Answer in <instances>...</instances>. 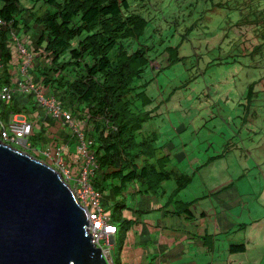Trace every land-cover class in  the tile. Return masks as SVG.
I'll list each match as a JSON object with an SVG mask.
<instances>
[{"label":"trees","instance_id":"obj_1","mask_svg":"<svg viewBox=\"0 0 264 264\" xmlns=\"http://www.w3.org/2000/svg\"><path fill=\"white\" fill-rule=\"evenodd\" d=\"M209 1L212 8L228 5L227 8L239 13L235 18L236 27L239 32L243 28L245 30L238 35L240 38L236 40L233 51L235 53L236 50L235 54L239 55V62L241 53L247 52L251 56L249 64L254 60V65L250 64L252 67L264 68V49H260V44L264 42V18L258 16V12L264 13V8L261 9L264 0H236L233 5L230 0H226V3L218 0L220 2L216 4L215 0ZM135 2L36 0L31 5L29 0H0V18L5 23L0 30V58L7 70L12 63H19V55L8 44L12 29H17L18 25H23L27 31L42 27L34 45L26 41L28 49L36 55L34 79L46 94L55 96L63 108H69L74 113L72 115L79 118L78 123L85 120L91 126L86 133L92 141L98 164L91 179L93 187L104 196L103 199L109 191L111 196L117 198L120 195L116 194L117 190L122 193L129 184H136L146 193L157 195L163 192L164 184L172 179L177 182L173 192V195H177L193 181L190 175L175 174L164 169L169 155L151 161L159 149L155 142L157 136L144 130L143 124L149 117H143L139 101L142 99L143 105L151 101L147 96L149 83L145 79L154 68L156 57L153 58L152 54L158 51L168 53L172 63L178 60L172 59L173 55L179 54L178 47L160 49L152 45V38L161 32V23H167L163 17L165 15L159 13L155 19L148 20L144 10L147 4L134 5ZM36 7L39 8L37 12ZM260 80H264V76ZM248 88L251 94L254 93V85ZM35 130L36 127L31 136L33 142H51L53 148L57 145L56 140L49 138L44 127L41 133L36 134ZM33 156L43 159L38 154ZM220 157L212 156L211 159ZM65 159L68 167L77 174L81 168L78 153L75 164L69 157ZM116 181L120 184H115ZM103 199L102 206L106 207ZM181 204L189 215L188 205L193 203ZM124 208L123 201L117 202L115 212L110 216L118 225V245H121V238H125L131 226V222L122 217L121 209ZM229 250L244 251V245L231 244Z\"/></svg>","mask_w":264,"mask_h":264},{"label":"rangeland","instance_id":"obj_2","mask_svg":"<svg viewBox=\"0 0 264 264\" xmlns=\"http://www.w3.org/2000/svg\"><path fill=\"white\" fill-rule=\"evenodd\" d=\"M35 1L29 0V4ZM136 1L134 5L147 4L144 10L148 20L155 19L159 13L165 15L167 23H161V32L152 38V45L160 49L178 47L179 54L173 55L172 59L178 58L173 63L169 61L168 53L158 51L152 54L156 57L154 68L145 79L149 83L147 96L151 101L143 105L139 97V109L143 117H149L143 124L144 130L157 136L155 142L159 149L151 161L169 155L164 169L191 176L193 181L181 192V201L188 202L190 198L201 203L209 201V197L204 195L211 187H203L202 175L204 170L212 167V174L218 175L220 181L223 178L221 172L224 177L230 176L229 179L234 180L227 189L235 190H226L239 194L241 208L244 203L264 207V195L260 196L264 193V80L258 82L264 76V68L248 64L251 56L247 52L241 53L239 62V55L233 51L236 37L243 34L235 24L239 13L227 8L228 5L212 8L209 0ZM235 1L230 0L231 5ZM218 2L214 1L215 4ZM35 11L39 8L36 7ZM244 54L247 56L243 57ZM252 82L256 84L251 94L248 86ZM60 132L55 135L58 137ZM30 142L31 146L21 150L43 155L48 149L31 138ZM217 153L226 157L211 159ZM222 183L216 185L221 186ZM164 187L171 195L177 182L172 179ZM135 188L136 184H129L117 197L118 202L125 204V211H129L127 207L131 208L136 202ZM110 192L106 193L111 196ZM175 196L171 202L179 207L181 203L174 202ZM143 198L147 201L162 200V196L155 194L139 195L141 201ZM222 199L220 196L219 201ZM227 199L229 204H233L231 197ZM114 205L113 202L107 207V214L115 212ZM253 216L260 217L259 212L253 211ZM249 231L234 227L229 234L237 245H243L246 234L251 237L250 243L245 242L246 251L234 253V263L243 256L250 259L251 264H264V232H258L256 226ZM129 245L126 242L121 259L117 244L113 246L111 254L115 264H128L126 253Z\"/></svg>","mask_w":264,"mask_h":264},{"label":"crops","instance_id":"obj_3","mask_svg":"<svg viewBox=\"0 0 264 264\" xmlns=\"http://www.w3.org/2000/svg\"><path fill=\"white\" fill-rule=\"evenodd\" d=\"M26 13L27 11L24 12V17ZM12 31L17 34V37L28 48L27 42L34 45L38 41L42 27L27 31L23 25H18L17 29L14 28ZM15 54L18 56L16 52ZM21 63L22 61L19 57V63H12L8 70L5 65L2 73L3 83L15 85ZM33 71L34 68H32V76L34 77ZM4 109L14 115H23L32 120L36 124V134L41 133V128L44 127V131H47L49 138L56 140L57 145L54 147L62 148L65 157H69L73 164L76 163L77 143L71 129L62 122V119H54L43 108H39L34 97L18 93L12 104L4 107L0 106V115ZM64 110L74 114L69 108L64 107ZM75 117L79 121V118ZM78 124L80 126L85 125L88 131L91 130V126L85 120L80 121ZM53 129H55L54 132ZM59 130L61 132L57 137L55 134ZM41 146L49 148L52 147V144L51 142H45ZM213 152L215 151L213 150ZM38 155L40 158L43 156ZM218 155H221L220 158L226 157L220 153L215 156ZM212 173H214V170L211 167L204 170L202 175L203 187H211V190H206L204 195L209 197V201L201 203L190 198L188 202H185L193 203L189 206V215L183 209L182 204L176 207L171 202L172 197H174V191L169 195L164 187L162 193H157V195L162 196V200L153 201L150 199L147 201L143 198V201H141L139 195H148L150 193H146L136 185L134 192L136 202L131 208L127 207L129 211H125V208L121 209L123 219L131 222L129 231L124 239L121 238V245L117 244V240L120 237L118 232L114 237V245L117 244L118 246L119 259H121L120 256L123 253L126 242H129V251L126 253L128 264H251V260L243 256H239L237 258L238 262L234 263L236 261L234 253L236 252L229 250V245L234 244L229 234L234 227H240V230L243 229L250 233L249 228L256 226L258 232H264V207L254 203H249L248 205L244 203L242 209L239 194L229 192L235 190L234 188L227 189L234 184V180L229 179L230 176L224 177L223 172H221V177L223 178L220 181V177L218 175L214 176ZM221 182H223L221 186L216 185V183L219 184ZM120 192V190H117L116 194L121 195ZM182 194L180 192L175 196V203L184 202L180 200ZM263 195V192L260 193L261 198ZM108 196L105 195L103 199L106 205L104 209H107L113 202L115 203V208L118 202L117 198ZM220 196L223 197L221 201H219ZM229 197L233 199V204H229L227 199ZM207 203L208 205H204ZM253 211H258L260 217L255 218ZM114 224L118 227L116 223ZM242 241L244 251H246L245 242L250 243L251 237L246 234ZM119 248H121V251H119Z\"/></svg>","mask_w":264,"mask_h":264},{"label":"water","instance_id":"obj_4","mask_svg":"<svg viewBox=\"0 0 264 264\" xmlns=\"http://www.w3.org/2000/svg\"><path fill=\"white\" fill-rule=\"evenodd\" d=\"M88 226L55 168L0 142V264H108Z\"/></svg>","mask_w":264,"mask_h":264},{"label":"built area","instance_id":"obj_5","mask_svg":"<svg viewBox=\"0 0 264 264\" xmlns=\"http://www.w3.org/2000/svg\"><path fill=\"white\" fill-rule=\"evenodd\" d=\"M5 23L0 18V30ZM9 46L21 58L19 76L14 86L2 82V73L5 63L0 58V106L12 104L18 93L30 95L35 98L36 105L43 108L46 113L54 119H62L72 131L76 139L78 156L81 160V168L77 174L68 167L62 148L49 147L43 153V160H48L69 184L79 203L86 209L89 216L88 232L92 237L93 244L100 248L108 264H115L111 254L114 245V237L118 227L113 223L112 218L106 213L102 206L103 196L95 190L92 184V177L98 168L97 157L92 150V141L87 136V127L80 126L76 117L62 107L60 101L52 95L46 94L41 89L34 77L32 68L36 61V55L17 37L13 31L10 33ZM4 78V77H3ZM2 115V116H1ZM0 115V142L9 145L17 150L31 146L30 138L33 134L35 123L23 115H14L11 112L2 110ZM24 152V151H22ZM32 155V152H25ZM49 164V163H48ZM73 182V183H72Z\"/></svg>","mask_w":264,"mask_h":264},{"label":"clouds","instance_id":"obj_6","mask_svg":"<svg viewBox=\"0 0 264 264\" xmlns=\"http://www.w3.org/2000/svg\"><path fill=\"white\" fill-rule=\"evenodd\" d=\"M258 16L260 17V18H264V13H261V11L260 12H258ZM246 27L247 28H249L248 27V25H246ZM244 30H245V28H243V30H242V33H244ZM238 38H240V37H236V39H235V43H236V40L238 39ZM242 38V37H241ZM261 47L264 49V42H262L261 44H260V49H261ZM234 48H235V46H234ZM254 59H255V57H254ZM253 63H250V64H252V66L254 65V60L252 61ZM248 64H249V60H248ZM261 80H259L258 82H260ZM256 83L255 82H252L250 85H255ZM249 87V86H248ZM247 91V90H246ZM245 91V95H247V92ZM61 103V102H60ZM39 159V158H38ZM41 160H43V159H41ZM50 165V164H49ZM51 166V165H50ZM54 168V167H53ZM114 246V245H113Z\"/></svg>","mask_w":264,"mask_h":264}]
</instances>
